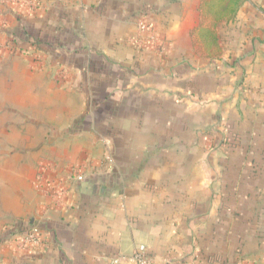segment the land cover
I'll use <instances>...</instances> for the list:
<instances>
[{
	"label": "crops",
	"instance_id": "1",
	"mask_svg": "<svg viewBox=\"0 0 264 264\" xmlns=\"http://www.w3.org/2000/svg\"><path fill=\"white\" fill-rule=\"evenodd\" d=\"M209 1L0 0V54L45 56L26 90L0 60V264H137L139 246L153 264H264V17L243 0L214 44ZM54 100L108 128H5ZM33 227L42 246L15 248Z\"/></svg>",
	"mask_w": 264,
	"mask_h": 264
},
{
	"label": "rangeland",
	"instance_id": "2",
	"mask_svg": "<svg viewBox=\"0 0 264 264\" xmlns=\"http://www.w3.org/2000/svg\"><path fill=\"white\" fill-rule=\"evenodd\" d=\"M246 5L251 8V10L258 14V15H263L264 9L261 8L257 3L255 4L256 6H253L249 0H245ZM254 2V0H251ZM1 7V6H0ZM2 8V7H1ZM0 8V9H1ZM260 10V11H259ZM2 12V11H0ZM262 12V13H261ZM144 23V22H141ZM2 27H0V39L3 40L5 39L7 41L6 44H15V38L12 36H4L2 32ZM23 40V39H22ZM21 40V41H22ZM31 45V48H30ZM17 50L13 54H8L7 57H4L3 55L0 54V60H17L19 63V72L15 74V77L17 78V81L19 82L21 88L23 90H26V87L28 88H33V84L31 82L30 84V78H34V75L36 74L35 70L33 67H29L28 61H32L33 63H38L42 62L45 60V56L38 53L39 51L36 49L35 46H33L32 41H24L16 45ZM33 49L35 50H32ZM38 49L42 50L41 48L38 47ZM20 50V51H18ZM38 51V52H37ZM19 56V57H18ZM22 57V58H21ZM1 71V70H0ZM5 71H3V75L8 78L7 80L10 81L9 77L5 75ZM8 71V70H7ZM2 73V72H1ZM38 73V72H37ZM27 76V80L25 81L23 78ZM37 94L41 96L42 99H45L46 94H44L41 90V86L37 85ZM59 100V99H58ZM60 101V100H59ZM61 102V101H60ZM28 108H25V110L21 111V116H9L6 121V126L5 128H108L107 120L109 121L108 118L102 117V118H96L98 121L96 122L94 118L92 117H83V118H78L76 121H70L66 119L61 112H58L56 109L58 108L57 101L54 100L53 103L50 104V106L45 109L41 107V105L45 104L44 102L39 103L38 107L34 108L32 105V108L30 109V101H25L24 102ZM32 113L31 116L34 115V117L29 116L30 111ZM1 113L5 112L3 110H0ZM106 119V120H105ZM1 120H3V117L0 116V128H4V125H2ZM96 124V125H95ZM98 124V125H97Z\"/></svg>",
	"mask_w": 264,
	"mask_h": 264
},
{
	"label": "trees",
	"instance_id": "3",
	"mask_svg": "<svg viewBox=\"0 0 264 264\" xmlns=\"http://www.w3.org/2000/svg\"><path fill=\"white\" fill-rule=\"evenodd\" d=\"M243 0H213L205 2L202 5V13L205 20L202 24H207V29L201 33L205 40H210L212 43L218 41L216 29L222 23L232 21L241 7Z\"/></svg>",
	"mask_w": 264,
	"mask_h": 264
},
{
	"label": "built area",
	"instance_id": "4",
	"mask_svg": "<svg viewBox=\"0 0 264 264\" xmlns=\"http://www.w3.org/2000/svg\"><path fill=\"white\" fill-rule=\"evenodd\" d=\"M139 29L144 32L147 31L148 25L145 23L139 24ZM77 182H81L84 180L82 175H77L75 177ZM59 200L62 199L61 195L57 197ZM12 244L15 248L19 250H23L25 248H38L43 244V238L41 234V230L38 227H33L27 233L19 235L12 240ZM132 260L137 264H153L151 258L147 253V249L145 246H139L132 256Z\"/></svg>",
	"mask_w": 264,
	"mask_h": 264
},
{
	"label": "water",
	"instance_id": "5",
	"mask_svg": "<svg viewBox=\"0 0 264 264\" xmlns=\"http://www.w3.org/2000/svg\"><path fill=\"white\" fill-rule=\"evenodd\" d=\"M249 2L253 5V6H256L254 2H252L251 0H249ZM260 11V10H259ZM262 13V12H261ZM264 15V13H263Z\"/></svg>",
	"mask_w": 264,
	"mask_h": 264
}]
</instances>
